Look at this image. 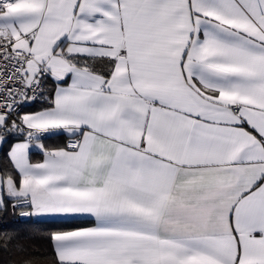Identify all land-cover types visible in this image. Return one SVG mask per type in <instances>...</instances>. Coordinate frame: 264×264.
<instances>
[{
  "label": "snow or ice",
  "instance_id": "1",
  "mask_svg": "<svg viewBox=\"0 0 264 264\" xmlns=\"http://www.w3.org/2000/svg\"><path fill=\"white\" fill-rule=\"evenodd\" d=\"M9 214L0 264H264V0H0Z\"/></svg>",
  "mask_w": 264,
  "mask_h": 264
},
{
  "label": "trees",
  "instance_id": "2",
  "mask_svg": "<svg viewBox=\"0 0 264 264\" xmlns=\"http://www.w3.org/2000/svg\"><path fill=\"white\" fill-rule=\"evenodd\" d=\"M48 142L56 144L59 143V140L53 138ZM61 142L63 143L64 141L61 140ZM51 227L52 225L48 222H37L33 220L26 222H14L13 216L11 214L3 217V219L0 220V230L8 229L17 231L20 235L22 243L29 246H34L42 252L50 251L48 242L42 238V235ZM10 256V253L0 251V261H7L10 259Z\"/></svg>",
  "mask_w": 264,
  "mask_h": 264
},
{
  "label": "crops",
  "instance_id": "3",
  "mask_svg": "<svg viewBox=\"0 0 264 264\" xmlns=\"http://www.w3.org/2000/svg\"><path fill=\"white\" fill-rule=\"evenodd\" d=\"M32 110H35V109H26V111H32ZM56 140H59V143H62L61 140H63V138L56 139ZM46 143H49V142L47 141ZM49 144H54V143H49ZM32 158L33 160H38V159H41V156L39 155V153L34 152Z\"/></svg>",
  "mask_w": 264,
  "mask_h": 264
},
{
  "label": "built area",
  "instance_id": "4",
  "mask_svg": "<svg viewBox=\"0 0 264 264\" xmlns=\"http://www.w3.org/2000/svg\"><path fill=\"white\" fill-rule=\"evenodd\" d=\"M13 221L14 222H26V221H29V220H25L24 218H21L19 216H13Z\"/></svg>",
  "mask_w": 264,
  "mask_h": 264
}]
</instances>
